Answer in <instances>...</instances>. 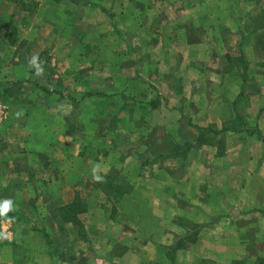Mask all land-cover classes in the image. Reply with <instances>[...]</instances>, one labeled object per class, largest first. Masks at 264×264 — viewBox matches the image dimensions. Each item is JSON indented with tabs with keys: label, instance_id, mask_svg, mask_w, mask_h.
<instances>
[{
	"label": "crops",
	"instance_id": "0c3cea01",
	"mask_svg": "<svg viewBox=\"0 0 264 264\" xmlns=\"http://www.w3.org/2000/svg\"><path fill=\"white\" fill-rule=\"evenodd\" d=\"M89 1L0 0L28 19L0 38V264H264V0Z\"/></svg>",
	"mask_w": 264,
	"mask_h": 264
},
{
	"label": "trees",
	"instance_id": "16d2710c",
	"mask_svg": "<svg viewBox=\"0 0 264 264\" xmlns=\"http://www.w3.org/2000/svg\"><path fill=\"white\" fill-rule=\"evenodd\" d=\"M12 1L14 3H20L21 5V0H9ZM26 7L25 3L23 5H21V8L24 10ZM8 26H10V29L13 28L12 30L8 31ZM17 26H16V21L14 20V17H10V18H6L5 16H2L0 14V38H5V40H7L9 43H14L17 41ZM42 66L43 69H45L46 71H52L53 68L51 66V64L49 63L48 60H42ZM5 101V100H4ZM240 119V118H239ZM242 121V118L240 119ZM245 125V124H244ZM233 131L235 132H243L245 131V129H238L236 126L231 127ZM197 131V138L195 140V143L197 145H213V144H217V146L220 148L221 152L225 151L226 148V142L224 139H220L217 140V137L219 135H222L224 132H226V129L219 131L217 129L214 128H209V129H205V130H200L199 128H195ZM256 132V130H250L248 131V133L250 134H254ZM257 134H259L257 132ZM261 136V135H260ZM194 143H190V144H185V145H178V144H171L169 150L170 153H167V150H165L164 152H160L158 153V159H164L167 160L169 158H181L182 160H185V157L187 156V154L190 152V150L194 147L193 146ZM114 174H110L109 176H105V177H101V179L99 180L105 190L106 189H110V192H112L115 195L118 196H123L128 192H131V184L129 182H124L122 184L123 187L118 186L116 184V177L113 176ZM126 187V188H125ZM125 188V189H123ZM80 207V208H79ZM78 212V213H77ZM82 207L75 205L68 207V208H64L62 209V213H63V220L64 221H68V222H73L75 223L77 226H80V223L78 221V218L76 217L77 214L82 213ZM80 228V233L83 234V228Z\"/></svg>",
	"mask_w": 264,
	"mask_h": 264
},
{
	"label": "rangeland",
	"instance_id": "374dc122",
	"mask_svg": "<svg viewBox=\"0 0 264 264\" xmlns=\"http://www.w3.org/2000/svg\"><path fill=\"white\" fill-rule=\"evenodd\" d=\"M28 1V6H29V9L30 10H32V9H35L36 7V5H35V2H34V0H27ZM21 2H23V0H21ZM78 2H84V3H90V1L89 0H78ZM15 4H17V5H19L20 6V3H15ZM9 7V8H8ZM21 7V6H20ZM35 7V8H34ZM7 8H8V10H7ZM26 8V7H25ZM19 10V9H18ZM0 12L1 13H4L3 15L7 18H9L11 15H13L12 17H14V20L16 21V26H17V28L19 29V28H21L22 26H24L26 23H27V21H28V19H26V17H24L22 14H21V12L20 11H17V7L15 6L13 9H12V7L11 6H7L6 4H3L2 6H0ZM33 18H31V20H32ZM16 28V29H17ZM29 49H31L30 47H27V45H25V44H22L21 46H20V48H19V54H27V52H30V50ZM47 51V53H49V49H47L46 50ZM22 59V57L21 56H19V59ZM48 74L47 75H44V77H46L47 79H49L50 81H53V78H50V76H49V72H47ZM55 74V73H54ZM56 80H58V81H61L60 83L61 84H63V82H62V80H61V78H55ZM43 80H45L44 78H43ZM55 80V81H56ZM5 83V82H4ZM6 84V83H5ZM60 84V85H61ZM59 88V87H58ZM23 89H24V91H23ZM26 90H27V86L25 85H23L22 86V88L18 91V92H21L22 94H24L25 92H26ZM0 96H1V98H3L4 99V97H3V95H2V89L0 90ZM5 100V99H4ZM106 101H108L107 99H101V104L102 103H105ZM114 108H117V106H114ZM113 113H115V112H110V111H106V115H107V118H111L112 116L111 115H113ZM115 117V116H114ZM103 118V117H102ZM114 120L116 121V118H114ZM114 124H115V122H114ZM103 140V139H102ZM85 142H86V140H84ZM86 143H88V140H87V142ZM144 143H145V146H146V148L145 147H143V148H140V150H143V151H146V152H149V154H154L153 152H154V150L152 149L153 148V146H152V144H151V142H150V140H147V141H144ZM87 145V147L89 148L90 147V144H86ZM96 147H99V144H96ZM99 149H102V148H99ZM98 149V150H99ZM154 149H155V146H154ZM100 151H102V150H100ZM151 152V153H150ZM144 154H142V156H143ZM157 155V154H156ZM158 156V155H157ZM144 159H147L146 157H144ZM124 162V161H123ZM117 171H119V169L117 168ZM120 175H118V176H116V175H113V176H115L116 177V182L118 183V184H121L122 182H124V181H128L131 177V175L129 174V173H127V174H121V173H119ZM105 192H107V193H109L110 192V189H106L105 190ZM114 209V208H113Z\"/></svg>",
	"mask_w": 264,
	"mask_h": 264
},
{
	"label": "clouds",
	"instance_id": "9594fccd",
	"mask_svg": "<svg viewBox=\"0 0 264 264\" xmlns=\"http://www.w3.org/2000/svg\"><path fill=\"white\" fill-rule=\"evenodd\" d=\"M30 67L35 69V74L37 76L41 75L43 72V69L40 65V58L37 55H33L31 59L29 60ZM96 180H100L101 177L94 176ZM15 211V203L12 199H3L0 200V217H6L9 221H11L13 218L9 217L8 214L10 212Z\"/></svg>",
	"mask_w": 264,
	"mask_h": 264
},
{
	"label": "built area",
	"instance_id": "2783aa9c",
	"mask_svg": "<svg viewBox=\"0 0 264 264\" xmlns=\"http://www.w3.org/2000/svg\"><path fill=\"white\" fill-rule=\"evenodd\" d=\"M8 115V106L0 96V126L5 123Z\"/></svg>",
	"mask_w": 264,
	"mask_h": 264
}]
</instances>
